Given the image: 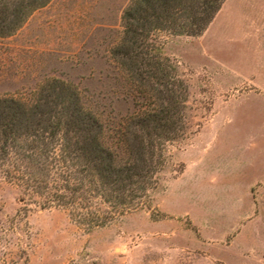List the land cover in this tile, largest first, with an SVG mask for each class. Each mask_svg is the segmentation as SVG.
<instances>
[{"label": "rangeland", "instance_id": "374dc122", "mask_svg": "<svg viewBox=\"0 0 264 264\" xmlns=\"http://www.w3.org/2000/svg\"><path fill=\"white\" fill-rule=\"evenodd\" d=\"M131 0H51L0 38V96L69 82L115 147L135 111L111 49ZM189 86L150 206L87 231L0 168V264H264V0H225L201 36L161 33ZM114 148V149H115Z\"/></svg>", "mask_w": 264, "mask_h": 264}, {"label": "trees", "instance_id": "16d2710c", "mask_svg": "<svg viewBox=\"0 0 264 264\" xmlns=\"http://www.w3.org/2000/svg\"><path fill=\"white\" fill-rule=\"evenodd\" d=\"M51 0H0V38ZM225 0H131L111 56L135 111L120 117L116 148L67 81L44 82L29 98L0 96V168L8 180L56 206L87 231L150 206L166 144L185 134L189 86L165 55L161 33L201 36ZM115 148V149H114Z\"/></svg>", "mask_w": 264, "mask_h": 264}]
</instances>
